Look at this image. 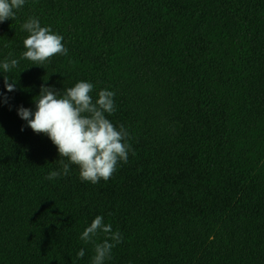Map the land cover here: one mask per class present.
I'll list each match as a JSON object with an SVG mask.
<instances>
[{"label":"trees","instance_id":"obj_1","mask_svg":"<svg viewBox=\"0 0 264 264\" xmlns=\"http://www.w3.org/2000/svg\"><path fill=\"white\" fill-rule=\"evenodd\" d=\"M29 17L68 54L0 69V264H91L96 215L123 237L105 264H264V0H25L0 63ZM81 80L114 91L135 154L106 182L47 180L64 158L17 109Z\"/></svg>","mask_w":264,"mask_h":264},{"label":"clouds","instance_id":"obj_2","mask_svg":"<svg viewBox=\"0 0 264 264\" xmlns=\"http://www.w3.org/2000/svg\"><path fill=\"white\" fill-rule=\"evenodd\" d=\"M24 4L25 0H0V23L15 19L16 11ZM21 27L28 33L23 41L25 51L18 59L6 58L0 63V69L4 73L16 68L23 59L29 60L30 65L43 66L50 63V58L57 54H68L67 47L62 43L63 37L49 26L42 27L38 18L29 17ZM11 56L9 53V57ZM9 79L4 75V87L9 92L15 91L16 80L12 79V83H9ZM93 89L94 85L84 80L63 92L41 84L39 93L33 98L35 110L18 107L17 114L26 121L27 126L36 134H46L56 145L59 157L64 158L59 160L60 169L50 171L45 179L67 176L70 165L74 164L79 167L82 181L96 184L103 179L106 182L122 163L128 162L130 151L135 154L125 126H115L106 116L112 115L116 110L114 91L101 89L97 98L93 99L90 95ZM101 235L104 238L97 243L96 239ZM80 239L86 244L94 245L91 264H105L106 260L111 259L113 248L122 242L123 237L119 231L112 230L111 224L104 222L102 215H96L83 230ZM84 255V249L81 248L77 257L83 258Z\"/></svg>","mask_w":264,"mask_h":264}]
</instances>
